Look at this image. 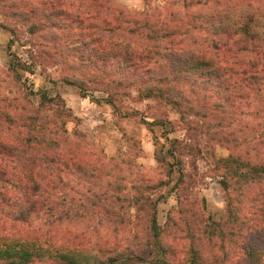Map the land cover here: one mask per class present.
Here are the masks:
<instances>
[{
	"label": "rangeland",
	"instance_id": "rangeland-1",
	"mask_svg": "<svg viewBox=\"0 0 264 264\" xmlns=\"http://www.w3.org/2000/svg\"><path fill=\"white\" fill-rule=\"evenodd\" d=\"M98 1L136 19L148 16L146 27H137L144 35L162 28L160 21L182 20L188 50H197L199 43L213 40L214 35L222 38L208 32L204 22L212 9L229 4L226 0ZM231 2L250 6L253 12L264 10L261 0ZM87 3L0 0V151L6 146L22 159L44 153L67 159L70 150L76 157H91L93 163L62 174L67 181L64 187L45 189V183L38 182L41 197L32 205L28 200L35 197L23 178L26 169L14 159L6 160L8 184L4 185L11 200H0L5 224L0 234H30L65 246L82 243L81 247L93 250L114 245L127 258L154 263L161 257L168 264L188 259L194 246L203 257L212 252L229 264H250L242 252L262 247L264 181L244 186L240 178L226 174L221 160L232 156L264 164V83L258 90L226 71L205 77V69L173 76L171 71L181 67L179 60L185 55L170 56L162 31L156 41L162 58L156 56L158 63L148 67L150 72L139 66L121 70L116 58H101L92 51L87 32L92 24L99 29L103 23L78 11ZM95 33L104 38L100 31ZM131 36L140 46L148 43L142 34ZM217 59L223 60L220 55ZM42 95L52 101L42 104ZM34 112L47 117V130H64L61 136L66 141L46 131L44 140L26 145L28 136L38 135L39 126L31 128L25 121ZM6 115L15 116L16 123L11 125ZM54 139L64 145L56 155L47 143ZM41 169L35 171L53 174L51 166ZM223 179L225 187L220 183ZM151 215L159 229L157 237L148 230ZM15 216L31 229L12 221ZM67 229L76 234L74 241L66 238ZM158 249L165 251L163 256Z\"/></svg>",
	"mask_w": 264,
	"mask_h": 264
},
{
	"label": "trees",
	"instance_id": "trees-1",
	"mask_svg": "<svg viewBox=\"0 0 264 264\" xmlns=\"http://www.w3.org/2000/svg\"><path fill=\"white\" fill-rule=\"evenodd\" d=\"M61 1L54 0V3L60 5ZM226 1H229V4H223V6L219 7L221 9H217L219 5L212 9L210 11L212 13L207 15L209 16L206 19L208 22H204L208 32L212 31L215 32L214 34H220L222 38L219 39L217 38L218 35H214L216 38L213 40L204 39L202 43L198 44L197 50L186 49L185 39H182L184 35L182 34L186 33L187 29H184L186 27L180 19L175 21L174 24L160 21L162 28L158 31L150 30L148 33H145V36L144 33L137 30V27L140 29L145 28L146 24L143 22L147 21L148 16L144 20L136 19L132 16L125 15L120 10L109 8L104 1L98 0H88L87 4L78 7V11L80 9L83 10V14L88 16L91 21H101L103 23L104 26L101 25L102 27H98L99 29H97L96 24H92L87 32L89 40L92 39L93 42L92 46L94 49L92 48V51L96 52L101 58L108 56L116 58L117 61H120L117 64L121 65V70L134 71L139 66L145 73L150 72V68L148 67L158 63L156 56H159L158 59L162 58L160 56L161 52L158 50L159 47L156 44V41H158L157 34L159 31H162L161 38L169 41L167 48H169V52L171 53L170 56L185 55L183 60H179V62L181 61V67L171 71L173 76L175 72L176 74L183 73L181 77L191 76L193 74L195 75L198 71H202L201 69H205L208 70L205 77H212V75H218V73L226 71V74L230 77L239 78L240 80L237 82L250 81L254 88L256 87L260 90V88L262 89V83H264V76L262 77V74H264V65L262 64L264 62V47L262 48L264 44V10L258 12V9L255 8L253 12L250 6L243 7L231 2L234 0ZM170 17L176 18L172 14H170ZM213 20L215 21L214 23ZM132 26H134V29ZM153 27L156 28L157 25ZM95 31L103 33L104 38L99 39L97 37L99 34L95 33ZM135 34H142V37H144L143 40L146 39L148 43L141 45V47L131 36H135ZM154 35H156L155 38ZM150 40H154V43L150 42ZM219 55L223 58V62L217 59ZM139 89L146 90L145 87H137V90ZM41 100L42 104H45L49 100L52 101V99H47L46 95H42ZM105 102L113 106L112 101L106 100ZM6 118L11 125L17 121L15 116L6 115ZM42 118L36 112H34V115L25 117V121L29 127L34 128V126H39L38 131H36L38 135L36 137L28 136L25 140L26 145L32 143L37 138L45 139L44 132L46 133L49 129L47 130L45 127L47 117L44 116V119ZM49 123L51 122L47 124ZM56 128L58 127H55V130L49 131L48 134L54 136L55 139L62 138L63 141H66V137L61 136V134H65V131L60 129L56 130ZM55 139L54 141L47 140V143L53 147L54 155L59 154L60 149L64 146L63 144L56 143ZM2 149L0 151V200L3 201L5 198L8 201L11 200V197L9 198L8 196V189L4 185L8 184V174L5 171V168L7 169L5 163L8 159H14V161L26 169L23 178L26 181L28 180V184L32 188V196L35 199L32 200L31 198L28 200V203H32V205L37 203V197H41L38 191L40 190L39 183L44 182L45 189H53L55 185L64 187L67 181H65L62 174L64 175L65 172L66 174H70L69 170L72 167L82 168L84 166L90 168V164H93L91 163V157L82 156L84 158L82 159V157H76L75 155L78 154L71 153L70 150L67 159L60 155L58 157L53 155L50 157L45 153L38 155V157L33 156L22 159L19 158L18 154L14 153L15 149L8 151L6 146H3ZM221 162L224 165L223 169L226 174L230 172L231 177L235 179L240 178L244 186L253 184L257 180L264 181V164L262 163L256 164L232 156L222 159ZM42 165L43 168L46 165L51 166L53 174L50 177L49 174L46 176L39 175L35 171V169L42 171ZM92 176V174L89 175V177ZM224 181L223 179L220 183L225 187L226 181ZM17 217H12L13 219L10 218V220L12 219L15 223L22 222L27 225L28 229H31V226L27 224L26 220H23L20 216ZM66 218L68 217L66 216ZM151 218V229L148 230L152 237H157L159 229H157L154 215H151ZM262 218V247H260V251H258L259 247L256 246L253 248L252 246L242 252V255L246 259H250V264H264V210H262ZM4 229V220L0 217V233ZM214 230L210 232L212 233ZM65 236L69 241H74L76 238V234L69 231V229L65 230ZM212 238L213 235L211 236L210 234L208 240L211 242ZM79 240L83 241L82 234H80ZM79 244L82 245V243H78L76 246H65L55 241L51 242L50 240L32 237L30 234L17 237L0 234V264H35L37 262H45L46 264H130L129 261H137L138 264H168V261H165L161 257L154 263H152L153 261L148 262V260L132 255L127 258L117 249L118 246L114 245H102V248L93 250L83 248ZM212 247L215 248L216 246L214 245ZM157 253L163 256L165 251L158 249ZM187 257L188 259H180L175 264H229L228 261H225L224 257L214 255L212 252L208 253L206 257H203L202 252L194 246L189 250Z\"/></svg>",
	"mask_w": 264,
	"mask_h": 264
},
{
	"label": "clouds",
	"instance_id": "clouds-1",
	"mask_svg": "<svg viewBox=\"0 0 264 264\" xmlns=\"http://www.w3.org/2000/svg\"><path fill=\"white\" fill-rule=\"evenodd\" d=\"M252 0H247V3H251ZM262 3H264V0H261Z\"/></svg>",
	"mask_w": 264,
	"mask_h": 264
}]
</instances>
